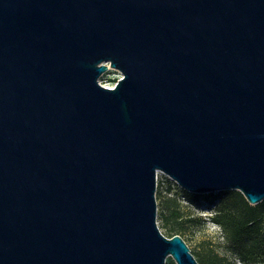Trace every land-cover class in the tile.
<instances>
[{
  "label": "water",
  "instance_id": "1",
  "mask_svg": "<svg viewBox=\"0 0 264 264\" xmlns=\"http://www.w3.org/2000/svg\"><path fill=\"white\" fill-rule=\"evenodd\" d=\"M158 171L264 199V0H0V264H199Z\"/></svg>",
  "mask_w": 264,
  "mask_h": 264
},
{
  "label": "rangeland",
  "instance_id": "2",
  "mask_svg": "<svg viewBox=\"0 0 264 264\" xmlns=\"http://www.w3.org/2000/svg\"><path fill=\"white\" fill-rule=\"evenodd\" d=\"M121 76L118 69L109 67L99 76V82L106 86L114 85L116 79ZM169 188H171L169 186ZM166 189L165 185L156 187L157 224L163 232L177 226L181 229V236L194 253L196 258L212 251L225 259V263L235 264H264V257L260 255L246 258L243 262L239 258L241 246L231 242L223 226L214 220L221 219L224 213L234 215L242 214L248 206L258 208L264 205V199L256 204L249 203L242 193L236 189H224L211 192H190L182 187L173 190ZM178 212V224L169 219L170 212ZM218 211L219 216L215 215ZM168 218L166 220L165 218ZM249 238L242 241L245 249H250ZM165 264H176L171 256H168Z\"/></svg>",
  "mask_w": 264,
  "mask_h": 264
},
{
  "label": "trees",
  "instance_id": "3",
  "mask_svg": "<svg viewBox=\"0 0 264 264\" xmlns=\"http://www.w3.org/2000/svg\"><path fill=\"white\" fill-rule=\"evenodd\" d=\"M219 214L218 211L215 212V215L219 216ZM167 216L171 220L174 219L173 223L178 224V212L172 211ZM168 218L166 217L165 219L168 220ZM213 218L223 226L230 241L241 246L242 249L238 256L243 262L246 261V258L255 257L257 255H260L262 258L264 257V205L258 208L248 206L247 209L239 215L224 213L221 219L216 217ZM173 234L181 235V229L177 226H173L168 230L166 236L170 237ZM244 238L250 239L251 243L247 245L249 247L252 246L250 249H245L243 246L242 241ZM196 259L199 264H235L232 262L225 263L223 257L213 254L212 251Z\"/></svg>",
  "mask_w": 264,
  "mask_h": 264
},
{
  "label": "built area",
  "instance_id": "4",
  "mask_svg": "<svg viewBox=\"0 0 264 264\" xmlns=\"http://www.w3.org/2000/svg\"><path fill=\"white\" fill-rule=\"evenodd\" d=\"M111 86H113V85H111ZM162 185H165L166 189L169 188V186H170L171 188H169V190H173L175 188L180 187L176 180L171 178L166 173H164L162 171H158L156 174V187H158V186L161 187Z\"/></svg>",
  "mask_w": 264,
  "mask_h": 264
}]
</instances>
